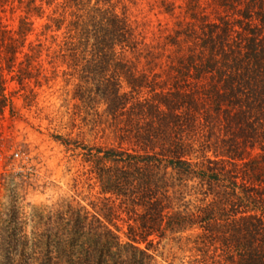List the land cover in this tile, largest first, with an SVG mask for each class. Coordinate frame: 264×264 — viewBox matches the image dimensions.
<instances>
[{
	"label": "trees",
	"instance_id": "obj_1",
	"mask_svg": "<svg viewBox=\"0 0 264 264\" xmlns=\"http://www.w3.org/2000/svg\"><path fill=\"white\" fill-rule=\"evenodd\" d=\"M27 2L51 38L68 28L58 51L87 58L74 95L95 115L104 104L115 143L61 144L83 150L109 222L71 204L24 211L9 194L0 264H153L137 243L167 234L191 244L197 264H264V0H155L172 26L158 22L151 41L113 8L78 14L67 12L78 0H48L47 14ZM35 28L20 17L23 37ZM12 42L0 37L15 51ZM4 83L0 74V118L7 106L14 114ZM20 168L0 178L17 186ZM122 214L127 240L111 222Z\"/></svg>",
	"mask_w": 264,
	"mask_h": 264
},
{
	"label": "rangeland",
	"instance_id": "obj_2",
	"mask_svg": "<svg viewBox=\"0 0 264 264\" xmlns=\"http://www.w3.org/2000/svg\"><path fill=\"white\" fill-rule=\"evenodd\" d=\"M27 1L0 0V29L12 36L16 48L15 51L8 50L0 43V74L5 82V93L12 99L14 107V114L7 106L4 117L0 118V173L17 171L21 169L20 164H26L28 169L25 170L26 178L17 182V186L0 178V202L12 200L11 194L21 200L24 211L39 203L71 204L107 223L103 195L97 183L89 179L87 165L77 154L83 150L73 153L61 144L62 140L76 141L86 150L92 145L115 143L112 127L103 113L104 104L93 108L99 112L95 115L75 97L80 67L87 58L78 52L71 55L69 51H58L56 44H63L68 28L63 27L57 33V39L51 38L50 31L44 30L39 23L45 22V17L37 18L34 11L27 14ZM47 1L35 0V4L42 3L45 12L50 14L56 3L48 5ZM76 4L70 2L72 7L67 12L86 14L96 7L124 12L134 33L137 35L141 30L147 41L158 34V22L162 27L172 26L168 15L159 13L155 0H78ZM23 16L36 23L35 30L26 38L17 31ZM70 18L74 19L73 16ZM46 21L51 23V20ZM82 85L86 86L85 83ZM188 186L180 187V190L187 191ZM186 199L187 196L183 200ZM120 217L111 222L115 221L120 238L127 240L126 215ZM184 242L167 234L151 244L143 241L137 244L147 248L153 264H197V252L190 248L191 244Z\"/></svg>",
	"mask_w": 264,
	"mask_h": 264
}]
</instances>
